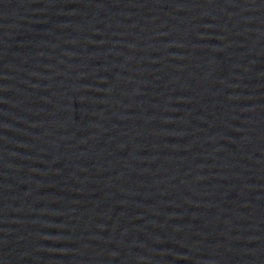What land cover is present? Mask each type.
Wrapping results in <instances>:
<instances>
[{
    "label": "water",
    "instance_id": "obj_1",
    "mask_svg": "<svg viewBox=\"0 0 264 264\" xmlns=\"http://www.w3.org/2000/svg\"><path fill=\"white\" fill-rule=\"evenodd\" d=\"M264 157V0H0V264H121Z\"/></svg>",
    "mask_w": 264,
    "mask_h": 264
}]
</instances>
